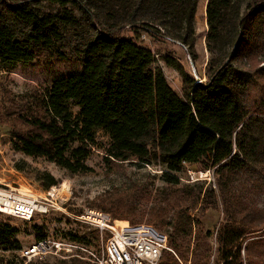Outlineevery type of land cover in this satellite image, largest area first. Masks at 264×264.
Masks as SVG:
<instances>
[{
	"label": "trees",
	"instance_id": "1",
	"mask_svg": "<svg viewBox=\"0 0 264 264\" xmlns=\"http://www.w3.org/2000/svg\"><path fill=\"white\" fill-rule=\"evenodd\" d=\"M198 3L0 0V66L54 57L79 67L45 90L27 94L26 108L7 110L0 101V126L9 128L11 150L71 174L88 173L92 169L86 162L98 146L96 133L103 132L109 139L102 147L106 162L139 167L158 162L161 179L170 188L181 183L176 174L185 165L216 167L218 173L264 169V116L251 114L245 103L264 72V0L207 1V82L198 84L181 72L184 97L172 90L160 68H153L154 54L135 36L140 31L160 35L194 55ZM127 29L135 35L125 36ZM166 63L177 68L170 60ZM29 167L21 162L16 169ZM36 175L44 190L58 185L48 172ZM202 193H208L203 186L178 200L169 196L166 206L148 213V221L158 229L174 225L187 234L183 236L191 235L194 223L183 205L202 202ZM178 205L183 218L167 222L169 210ZM223 208L226 219L217 232L220 264H264V238L258 239L264 236V209ZM123 210L133 220L146 214L133 207ZM16 234L0 224V250H19ZM89 235L76 234L70 241L89 246ZM169 238L170 247L184 258L188 242ZM209 251H193L192 264H206ZM163 262L176 263L172 257Z\"/></svg>",
	"mask_w": 264,
	"mask_h": 264
},
{
	"label": "rangeland",
	"instance_id": "2",
	"mask_svg": "<svg viewBox=\"0 0 264 264\" xmlns=\"http://www.w3.org/2000/svg\"><path fill=\"white\" fill-rule=\"evenodd\" d=\"M207 1L199 0L197 6L194 55H190L188 49L180 43L160 35L141 31L135 35L130 29L124 32L125 36L139 37L140 45L154 54L153 68H160L164 72L168 85L180 97H184L181 72L198 84L207 82ZM167 60L173 62L177 68L168 66ZM77 72L79 67L75 61L54 57L36 60L29 65L19 64L8 68L0 66V101L6 103L4 108L7 110L26 108L27 94L43 91L54 80ZM255 81L257 83L245 98L246 108L251 114L264 116V72L260 73ZM72 110L77 111L75 107H72ZM15 128L21 129L19 125H15ZM9 139V128L0 126V188L45 202L48 212L45 215L36 214L30 221L0 213V224H7L17 231L13 241L18 242L19 250L41 241L39 238L54 243V246L45 256L33 257L30 260L22 259L19 250H0V264H91V256L74 246H84L94 251L110 236L108 231L100 233L90 224L95 223L94 219H98L93 213L108 215L111 224L116 226V221H124L129 225L147 224L165 234L167 238L171 236L180 242H188L190 250L185 253L184 258L168 244L184 264H192L193 251L199 253L205 250H210V258L206 264H220L217 232L225 223L224 205L237 210L246 206L264 209V169L250 167L237 173H218L216 167L204 169L201 164L185 165L181 172L176 174L181 183L176 188H170L161 179L163 167L158 162L146 167L106 162L102 147L109 144V139L103 132L96 133L98 146L92 149L86 162L92 171L82 174H71L43 159H28L15 153L11 150ZM21 162H26L30 167L23 172L18 171L16 166L21 165ZM37 172L50 173L58 180V185L44 190L36 181ZM201 186L203 191L208 190L206 196L204 193L201 195L202 200L204 196L205 199L198 203L194 199L183 205L184 209L188 208V216L194 223L191 235L183 236L187 234L180 228L174 229V225L158 229L148 221V213L152 209L166 206L169 196L178 200L192 195L195 191L198 193ZM125 207L145 210V217L133 220V216L123 210ZM178 208L179 205L176 209L169 210L167 222L183 218ZM76 234H90L88 240L91 244L86 246L70 241L71 236ZM258 234L260 233L253 235L259 236ZM260 238L264 236L258 239ZM170 257L177 261L174 256Z\"/></svg>",
	"mask_w": 264,
	"mask_h": 264
},
{
	"label": "built area",
	"instance_id": "3",
	"mask_svg": "<svg viewBox=\"0 0 264 264\" xmlns=\"http://www.w3.org/2000/svg\"><path fill=\"white\" fill-rule=\"evenodd\" d=\"M48 205L13 191L0 188V213L30 221L36 214H46ZM94 216V215H93ZM83 217V216H82ZM95 226L100 233L108 231L110 236L94 251L75 245L76 249L91 256V264H184L168 246L167 236L151 225L137 224L116 226L108 215L98 214ZM114 223V222H113ZM81 245V244H80ZM54 243L41 240L31 247L19 250L22 259L45 256ZM58 249L59 246L55 245ZM174 256L176 263H164L165 257Z\"/></svg>",
	"mask_w": 264,
	"mask_h": 264
},
{
	"label": "bare ground",
	"instance_id": "4",
	"mask_svg": "<svg viewBox=\"0 0 264 264\" xmlns=\"http://www.w3.org/2000/svg\"><path fill=\"white\" fill-rule=\"evenodd\" d=\"M92 215H95V216H98V214H92ZM95 220V219H94ZM116 224H117V226H126L127 225V223L126 222H120V221H116Z\"/></svg>",
	"mask_w": 264,
	"mask_h": 264
}]
</instances>
